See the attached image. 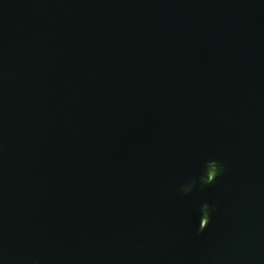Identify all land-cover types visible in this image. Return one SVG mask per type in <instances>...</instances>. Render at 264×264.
<instances>
[{
  "label": "water",
  "instance_id": "water-1",
  "mask_svg": "<svg viewBox=\"0 0 264 264\" xmlns=\"http://www.w3.org/2000/svg\"><path fill=\"white\" fill-rule=\"evenodd\" d=\"M0 264H264V0H0Z\"/></svg>",
  "mask_w": 264,
  "mask_h": 264
}]
</instances>
